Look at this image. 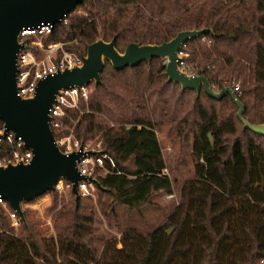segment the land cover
I'll return each instance as SVG.
<instances>
[{"label":"trees","instance_id":"obj_1","mask_svg":"<svg viewBox=\"0 0 264 264\" xmlns=\"http://www.w3.org/2000/svg\"><path fill=\"white\" fill-rule=\"evenodd\" d=\"M202 27L212 32L183 47L192 72L216 90L238 83L244 117L264 122V0H82L42 39L84 51L89 42L115 35L123 51L130 41L160 43ZM99 78L88 83L78 109L67 108L64 121L75 119L74 136L98 143L114 162L105 160L108 171L95 174L103 213L116 205L141 211L155 195L173 192L157 135L163 126L179 142L180 162L191 157L193 175L159 225L146 232L127 226L119 240L94 231L87 195L75 202L70 192L54 209L53 234L41 231L25 207V221L14 231L0 206V264H264V134L243 125L230 94L182 89L167 80L160 57L120 69L105 60ZM8 146L1 138L0 157ZM47 192L53 208L57 194Z\"/></svg>","mask_w":264,"mask_h":264},{"label":"water","instance_id":"obj_2","mask_svg":"<svg viewBox=\"0 0 264 264\" xmlns=\"http://www.w3.org/2000/svg\"><path fill=\"white\" fill-rule=\"evenodd\" d=\"M82 0H0V121L3 132L11 131L19 137L23 146L31 150L27 161L0 163V196L14 209L24 222L20 202L31 200L51 190L55 181L63 177L70 180V191L76 202L78 180L89 178L96 186V177L84 175L76 167V160L84 152H101V149L62 152L54 143L48 119L49 108L62 88L100 81L99 71L107 60L115 68L135 65L143 60L160 57L165 60L167 80L180 84L181 88H193L197 93L203 88L208 94L220 98L230 94L238 105L237 115L244 126L264 134V122L253 123L243 115L244 105L231 86L213 89L208 78L199 73H187L178 66V51L188 39L212 29L191 28L179 30L174 36L160 43L130 41L123 51L115 45V35L108 40L97 38L89 42L81 54V63L64 67L37 79L35 91L21 97L15 87V57L21 47L18 32L26 26L61 22L62 18Z\"/></svg>","mask_w":264,"mask_h":264},{"label":"built area","instance_id":"obj_3","mask_svg":"<svg viewBox=\"0 0 264 264\" xmlns=\"http://www.w3.org/2000/svg\"><path fill=\"white\" fill-rule=\"evenodd\" d=\"M52 25L53 23H41L35 26H26L18 32L17 39L22 42V45L16 51L15 87L16 93L21 97L32 95L35 91L37 79L42 76L58 69L60 70L64 67L69 68L81 63V51L65 49L62 47L61 41L43 42V34L48 32L52 28ZM201 38L202 40H206L205 37ZM207 42L208 44L210 43L209 41ZM185 45L186 42L182 44L181 49L178 51L180 57L178 66L187 73H193L191 64L187 63L185 60V57L188 55V52L183 49ZM59 51L61 55L57 56ZM91 82L92 81L89 83ZM231 88L234 92L240 91L238 83H234ZM88 91L89 85L84 83L77 86L62 88L56 93L54 102L49 108L48 123L54 137L53 140L64 153L77 151L80 144H82V150L101 149L98 146H89L87 143L80 142L74 136L73 126L76 121L75 119H70L71 124L64 121L65 118L69 117L67 108L77 109L78 98L85 100ZM1 138H5L9 142V146L6 147L8 155L6 157H0L1 164H4L6 161L17 162L20 159L22 161L29 160L31 157V150L23 146L19 137L14 138L11 131L3 132V125L0 121V139ZM101 150V152L92 151L82 153L75 163L77 169L84 175H90L91 177H95V174L99 175L107 172L108 167L105 160L111 165H114V162L103 149ZM94 186V182L89 178L78 180L77 192L79 195L94 197ZM51 190H55L59 195L64 194L65 196L69 194L71 192L70 180L63 177L58 178ZM27 205L28 204H26V206ZM0 206L5 209L10 218V224L16 228L20 221L19 215L14 209L7 207V201L1 196ZM20 206L22 208L26 207L23 206L22 202H20ZM45 221L47 223L50 222L49 218L45 219Z\"/></svg>","mask_w":264,"mask_h":264},{"label":"rangeland","instance_id":"obj_4","mask_svg":"<svg viewBox=\"0 0 264 264\" xmlns=\"http://www.w3.org/2000/svg\"><path fill=\"white\" fill-rule=\"evenodd\" d=\"M81 52L83 53L84 51ZM59 55H61L60 51L57 53V56ZM68 122L70 123L71 120L69 119ZM166 131L167 126H163L161 130L157 132V135L161 141L162 150L169 166L167 172L174 177L173 192L171 194L161 192L155 195L152 203L145 206L141 211H129L116 205L113 211H108L104 214L100 209V201L97 200L94 191V197H91V203L93 204L95 212V221L93 223L96 233L107 238L111 237L119 240L121 231L127 226H134L146 232L156 225H159V223H161L173 210L175 204L179 201L183 180L193 175L194 163L190 156H186L185 162H180L179 156L181 155V149L179 142L173 141L170 136H167ZM84 143H87L89 146H98L97 143L92 140L85 141ZM69 196L70 194H66L65 196L64 194H57L56 204L53 208L49 207L51 204V194L47 193V191L31 200L22 201V204L23 206L28 204L25 208H28L33 218L37 219L41 231L45 234H53V211L60 207L61 204L67 202ZM47 218L50 220L49 223L45 221ZM14 231H16V228ZM101 242L102 241L97 242L98 249L101 247ZM118 245H120V243H118Z\"/></svg>","mask_w":264,"mask_h":264}]
</instances>
